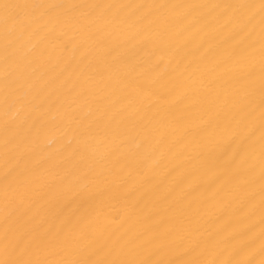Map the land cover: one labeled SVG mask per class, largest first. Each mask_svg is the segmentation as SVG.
Instances as JSON below:
<instances>
[{"label": "bare ground", "instance_id": "obj_1", "mask_svg": "<svg viewBox=\"0 0 264 264\" xmlns=\"http://www.w3.org/2000/svg\"><path fill=\"white\" fill-rule=\"evenodd\" d=\"M0 264H264V0H0Z\"/></svg>", "mask_w": 264, "mask_h": 264}]
</instances>
